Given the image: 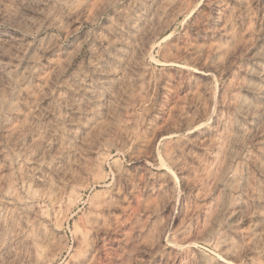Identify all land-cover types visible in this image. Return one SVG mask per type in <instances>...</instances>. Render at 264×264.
<instances>
[{
    "label": "rangeland",
    "instance_id": "1",
    "mask_svg": "<svg viewBox=\"0 0 264 264\" xmlns=\"http://www.w3.org/2000/svg\"><path fill=\"white\" fill-rule=\"evenodd\" d=\"M0 264H264V0H0Z\"/></svg>",
    "mask_w": 264,
    "mask_h": 264
}]
</instances>
